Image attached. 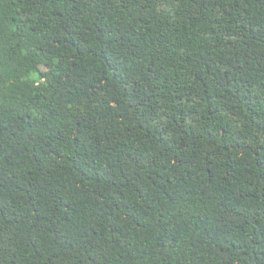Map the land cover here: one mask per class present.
<instances>
[{"label": "trees", "instance_id": "obj_1", "mask_svg": "<svg viewBox=\"0 0 264 264\" xmlns=\"http://www.w3.org/2000/svg\"><path fill=\"white\" fill-rule=\"evenodd\" d=\"M0 264H264V0H0Z\"/></svg>", "mask_w": 264, "mask_h": 264}]
</instances>
